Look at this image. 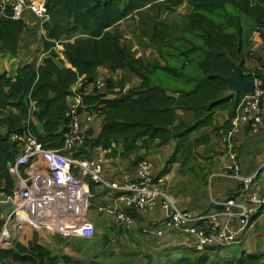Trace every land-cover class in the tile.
Returning a JSON list of instances; mask_svg holds the SVG:
<instances>
[{"label": "trees", "instance_id": "1", "mask_svg": "<svg viewBox=\"0 0 264 264\" xmlns=\"http://www.w3.org/2000/svg\"><path fill=\"white\" fill-rule=\"evenodd\" d=\"M263 4L264 0H46L50 19L42 25L40 58L22 62L13 78L5 72L0 74V131L4 130L0 132V184L5 182V193L10 195L13 189L7 165L18 153L10 136L28 130L44 147L61 149L69 130L67 99L71 96H79L82 106L101 118L97 136L89 128L83 145L73 155L75 159L89 158L96 149L109 158L119 155L126 159L140 150L148 152L171 142L174 149L163 169L158 173L154 169L160 177L169 173L179 156L181 167L195 155L204 158L206 150L199 154L198 146H206L207 139L201 136L192 140V146L191 136L203 129H214L221 131L220 139L231 129V120L242 100L252 92L233 93L229 89L227 79L235 78L236 68L242 70L246 80L261 81L264 89ZM183 5L189 14L177 16L182 19L183 34L176 37L172 34L175 18L171 16H176ZM143 11L151 27L146 34L142 32V20L138 18L136 39L146 38L155 54L146 62L133 58L119 27ZM164 14L167 17L162 20ZM156 15L160 19L156 20ZM253 31L260 54L251 48L249 35ZM27 32V24L11 19L10 8H2L0 1V52L19 56ZM58 42L63 46V60L55 52ZM100 68L112 74L120 71L122 76L117 81L105 80L102 91L93 87L90 94H85V86H95ZM131 79H137L139 84L125 89ZM77 82H82V87L74 93L71 88ZM82 111L81 107L77 112ZM217 113L226 116L219 128ZM195 147L198 149L193 151ZM240 190L236 185L224 197L214 198H234ZM217 209L209 201L202 214ZM222 249L225 250L207 249L203 254L191 250L188 257L159 264H213L214 260V264H264V253H243L234 262L222 261ZM211 256L214 260H210ZM146 260V264L151 263L150 258ZM67 261L42 246L36 235L27 245L13 241L9 248H0V264H80Z\"/></svg>", "mask_w": 264, "mask_h": 264}, {"label": "built area", "instance_id": "2", "mask_svg": "<svg viewBox=\"0 0 264 264\" xmlns=\"http://www.w3.org/2000/svg\"><path fill=\"white\" fill-rule=\"evenodd\" d=\"M0 1L2 8H10L11 19L15 21L23 20L27 10L41 25L50 19L44 2ZM262 11L264 13V4ZM95 85L99 88L103 86L101 83ZM74 98L75 104L67 113L70 118L69 130L64 136L61 150L44 147L28 130L10 138L18 149L14 162L7 165L15 184L12 193L6 195L5 200L13 205V211L0 232V248H8L13 242L9 237L10 227L14 230L26 227L33 232L42 231L65 240L92 238L94 224L87 219L91 198L90 184L118 195L113 206H101L97 209L99 213L114 217L121 226L130 229L133 221L125 213L124 206L137 212H146L158 205L167 227L174 233L189 236L193 249L200 254L208 248L226 249L237 246L240 242L239 232L245 233L251 221L264 213V180L260 183L257 171L240 175L237 155L230 144L233 135L242 127L248 126L253 132L264 129V89L261 81L254 80L252 92L242 100L235 118L231 120V129L225 135L232 163L222 176L240 182V195L225 200H217L210 195V202L218 209L209 214H194L181 208L165 190V176L157 177L147 159L137 163L134 176L124 172L120 178L109 180L104 174L107 160L103 155L93 159H75L65 154L78 150L87 134L80 133L78 127L80 114L77 111L81 107L84 110L85 107L79 96ZM92 116L94 114L90 113L88 117ZM90 120L88 118L89 122ZM38 159L44 164L47 177L40 169H33V164ZM74 172L79 174V178ZM232 223L238 226V230L231 226ZM150 233L151 230L144 229L145 235ZM157 235L160 236L161 232H157Z\"/></svg>", "mask_w": 264, "mask_h": 264}, {"label": "crops", "instance_id": "3", "mask_svg": "<svg viewBox=\"0 0 264 264\" xmlns=\"http://www.w3.org/2000/svg\"><path fill=\"white\" fill-rule=\"evenodd\" d=\"M188 8L183 5L181 6L177 12L176 15H184V14H189L188 13ZM26 16V19H23V21L27 24L28 27V33L30 36L35 37V33H39L40 35H43V29L40 21L29 11L27 10L24 17ZM31 22V23H30ZM256 33L253 31L250 35V41L252 42V49L254 52H258L260 54V44L258 39L256 38ZM5 57H9L10 61L5 60ZM18 56H12L3 52H0V74L1 73H7L9 77L13 78L16 70L19 66H17L14 70H11L8 68V63L9 62H14L18 65H20L21 61L20 59L17 58ZM155 58V54L153 50L148 48L147 50V58ZM32 61L31 57H25L22 62L30 63ZM68 66V65H66ZM119 74L122 76V73L119 72ZM118 74V71L114 74L109 73L107 69L100 68L97 71V76H96V83H101L103 84L102 87H96L93 84L89 86L84 87V92L85 94H90L92 91L93 87H96V89H104L105 88V80L111 78L115 81L118 80V77L120 76ZM137 81L136 84H131L132 82H129L125 86V89L131 87V86H137L139 84V81L137 79H134V81ZM82 87V82H77L74 84L71 88L72 92H76ZM76 99L74 96H71L67 99V108H69L75 104ZM88 109H84L82 113L79 115V132L84 133L89 131V128L93 130L94 135H96L98 131V127L101 125V118H99L98 123L97 119L95 118V115L91 117H88L91 112L87 111ZM88 118H90L91 122L93 119V123L88 121ZM33 124L37 127L38 131L41 132V127L38 125L37 121L32 118L31 119ZM247 128H240L238 132H236L233 135V138L230 141L232 149L235 150L236 155H237V166L240 170V175H247L253 172H258L260 168H262V163L263 157H264V130L262 132H253L251 130H246ZM98 131V132H97ZM1 133H4V130L0 131ZM224 133V135L221 136L219 139V145L220 150L217 151L218 155L209 153V158L207 159V162H205V168L202 172H200L197 176L193 175V179L196 177L198 178L197 181L191 182L190 188H193V191L198 190L199 191V197H195L192 195V193H187L186 191H183L180 189L182 185H175L172 186V188H169V185L174 184L176 175L174 171L170 169L169 173L165 175V186L168 187V189L171 192H174L177 194V197L181 200V203L183 206H187L188 211L197 214V213H204L202 211H205L208 209L209 203L203 204L201 200L204 199V197L210 198V195L212 197L215 196H223V194L228 193L231 191L233 188L236 187V185L240 186V182L236 179H226L222 176V173L230 166L232 163V160L230 158V154L227 149V140L225 139V135L228 133ZM12 136V135H11ZM10 136V138H11ZM97 136V135H96ZM64 144V143H63ZM17 147V146H16ZM63 148V146H62ZM61 148V149H62ZM81 147L78 148V150H73L72 152H65L67 155L73 156L74 153L80 150ZM59 149V150H61ZM173 144L171 142H168L161 148L151 150L150 152H145L143 150H140L136 153H133L126 159H121L119 155L115 158H109L108 154L103 152L100 149L94 150L91 154L92 156L89 158H96L99 155H103L107 162L105 164V169H104V174L106 177L109 178V180H115L121 177V174L124 172H128L131 176L135 175V167L137 163L142 160V159H147L155 169V171L158 173L163 169V166L165 165L166 160L171 156L173 152ZM206 154L207 151L211 152L210 145L205 148ZM120 154L122 152L121 148H119L118 151ZM205 154V155H206ZM168 156V157H167ZM218 159H216V157ZM213 157V158H212ZM88 158V159H89ZM84 159V158H83ZM176 165V164H174ZM40 169L42 174H44L45 177H47V171L45 169L44 164L42 163L41 160H35L33 164V169L36 168ZM176 168V167H175ZM219 171V172H218ZM208 175L207 178H205V182H203L201 176ZM74 175L79 178V174L77 172H74ZM183 176H185V173H183ZM188 176H191L188 174ZM260 178V183L262 180H264V166L261 169V172L259 173ZM12 179H14L12 177ZM217 179L213 183V180ZM184 184V183H183ZM208 185L209 188V194L204 188H206ZM14 186V183H13ZM185 186V184H184ZM178 187V188H177ZM186 188L189 189V187L185 186ZM227 189V190H226ZM89 193H90V207L87 212V219H89L93 224L95 228V233L92 238L90 239H83V238H76L79 240H84L86 243L90 242H101L102 246L104 248H117L118 246L120 249H124L126 251L131 252L135 248H141L142 251L140 253L146 252L145 255L146 258L150 259H155L157 258V254L161 255L163 252H168V251H175L179 250L181 248H187L189 250H194L193 249V243L192 239L189 236L183 235V234H178L174 233L170 228L167 227L165 224L166 222L163 220V212L161 208L156 205L153 209L146 211V212H137L136 210L132 208H127L123 207L125 213L127 210L129 211H134L131 214L126 213L133 221V226L130 229H126L121 224L114 218V217H109L104 214H101L97 211V209L101 206H113L114 205V199L118 196L115 193H109L100 187L96 186L95 184H90L89 185ZM196 201V202H195ZM210 201V199H209ZM180 202V201H179ZM13 207V205H12ZM191 207V208H189ZM93 208L96 209L97 215L93 213ZM186 209V210H187ZM135 216V217H131ZM102 217H106L109 219H105ZM259 218L255 220L254 226L257 224H261V228L256 227L255 229L252 227L250 232L248 233V236H244L245 234L243 232H239L240 240L242 238V241L239 245L241 253L248 255L249 253L255 252L257 248L264 247V233H259L260 230L264 232V213H261ZM232 227L236 228L238 230V226L235 223L231 224ZM149 229L152 231L150 234H144V229ZM161 232V235H157V232ZM37 232H42V231H37ZM36 232V233H37ZM21 233V232H20ZM44 234L50 236V237H55V235H51L49 233ZM21 234H25V231L22 232ZM59 237V236H58ZM65 240L64 238L59 237V241H71L74 242V240ZM40 243V242H39ZM41 244V243H40ZM75 244V243H74ZM42 245V244H41ZM43 246V245H42ZM50 246V245H49ZM46 248V247H45ZM54 246H50V249H52ZM87 248L89 251H87V259L90 256V249L88 247H84L82 250ZM132 248V250H131ZM246 248V249H245ZM59 250V246L57 247ZM119 249V250H120ZM263 253V252H261ZM144 254L139 255V258L142 259ZM64 255V254H63ZM69 257L68 255H65ZM222 256H230V255H223ZM72 259V258H71ZM72 261H77L75 259H72ZM124 263L127 264V260L124 258L123 259ZM147 261V260H146ZM80 263V262H79Z\"/></svg>", "mask_w": 264, "mask_h": 264}, {"label": "rangeland", "instance_id": "4", "mask_svg": "<svg viewBox=\"0 0 264 264\" xmlns=\"http://www.w3.org/2000/svg\"><path fill=\"white\" fill-rule=\"evenodd\" d=\"M27 1L28 2H35L36 1V2H44L45 3L46 0H27ZM164 1L165 0H160V2H164ZM143 12L144 13H142L140 15H137V14L134 15V17L130 20L123 21L119 27L121 28V30L123 32V38L124 39L122 38V41L124 43H126L128 45L129 50L131 52H133L132 53L133 58H135L137 60L141 59L142 61L146 62L147 50H148V48L151 49V47H150L149 43L146 44V38L144 41H142L141 38L138 40L136 39L138 35H137V28H136L137 26L135 24V22L137 23V19L139 18V21L142 20L141 31L146 34V31L150 29L151 23H149L148 20H146V15H145L146 11H143ZM166 15L167 14L162 15L161 19L163 20V18L167 17ZM177 16H179V15L174 16V14H173L171 16V17L175 18L174 22L176 23V26H173L172 34L176 37L183 34L181 31L182 19L177 18ZM154 18L156 20L160 19L158 17V15H156V17H154ZM23 19H26V16ZM146 21H147V25H146ZM35 36H36V38L30 36V34L28 32L24 33L23 43L21 44V51H20L19 56L17 57L18 59H20V61H21L20 63H22L23 59L26 56L31 57L32 60H36V59L38 60L40 58V55H41L40 53L42 51V45L39 42V37H40L39 33L36 32ZM62 50H63L62 43H59V42L56 43L55 52L57 53V57L59 56V58L61 60H63ZM151 50H153V49H151ZM4 59L7 61H10L9 57H5ZM66 65H68V64H66ZM66 65H65V67H68V68L70 67V65H68V66H66ZM17 66H19V65L14 63V62L8 63V68H10L11 70H14ZM119 72L120 71H118V74H119ZM120 78H121V75L118 77V80ZM130 82H132L131 84L137 83V81L136 80L134 81V79H131ZM104 84L106 87L105 82H104ZM96 90L102 91L103 89H101V90L96 89ZM29 114H32V112H29ZM97 118H98L97 119V123H98V120L100 117H97ZM188 118L189 117H187V119ZM215 118H216V126L219 128L220 126H222L226 116L223 113H217ZM99 129H100V127H98V131H99ZM248 130H250V129H248ZM220 133H221V131H219V130L215 132L214 129H203L201 131H197L196 133H194L191 136L190 144H192V146L194 144L192 142V140L200 138L201 136L206 138L207 142H208L206 146L201 147V145H199L198 146L199 149L195 147L194 150L192 149L193 151L198 149V153L202 154V150L207 148L210 145L211 152L207 151V154L203 155L204 158H200L201 155L193 156L192 158H190V161L188 162V164H186L185 167L180 166L181 161H182V159H181L182 157L179 156V161H177V163H175L176 165H172L170 167V169L172 171L174 169H176L174 171V173L176 175V179H175L174 184L172 183V185H169V188H172V186H175V185L176 186L182 185L180 187L181 190L186 191L187 193H192V195L195 197H199V191L198 190L193 191V188H190L191 182L198 180L197 177L195 179H193L192 176L193 175L197 176L200 172H202L204 170L205 162H207V159L210 157L209 153H211V156H212V154L218 155L217 151L220 150V147L217 144L219 143V134ZM148 152H150V151H148ZM218 157L219 156H217L216 159H218ZM262 165H263V163H262ZM183 173H185V176H183ZM188 174H190L191 176H188ZM205 176H206V174L204 176H201V178H200L203 180V182H205ZM215 181H217V179H214L213 183ZM13 183L15 184L14 181H13ZM183 183L185 184V186L189 187V189L186 188ZM206 186L207 187L204 188V190H206L208 192L209 191L208 185H206ZM4 190L7 191L6 184H5V182H1V184H0V232L7 222L8 215L13 211L12 204L5 200V197L7 194L5 193L6 191H4ZM165 190L176 200L177 204L181 208H183V209L188 208L187 206L182 205V203H181L182 199H179L177 197L176 193L171 192L168 189V187H166V186H165ZM10 192L12 193V189ZM208 194H209V192H208ZM209 199L210 198L204 197V199L201 201L203 204H205V203H209ZM189 208H191V207H189ZM93 209H94L93 213L97 215L98 213H97L96 209L95 208H93ZM102 218L109 219L106 217H102ZM258 218L259 217L255 218V219H253V221H251L250 226L248 227V229L244 233L245 234L244 236L249 235L248 233L250 232L252 227L254 229L256 227H259V228L262 227L261 224H258V225L256 224L254 226L255 220ZM12 225H14V224H12ZM24 231H25V234H21ZM259 233L263 234L264 232L262 230H260ZM10 234H9V237L11 236L10 237L11 241H15V242L21 243L23 245H27L28 242L32 240V237L34 235H36L39 242L44 247L50 249V246H54V248L52 249V252L54 254H57L59 256L62 255V257L68 258L67 263H70V261H72V259H75V260H78L80 262V264H125L123 261V259L125 258L127 260L128 264H146V256H148V255H145L146 252H145V254L140 253L142 251L141 248H135L134 250H132V248H131L132 251L129 252V251H126L124 249H120L119 246L117 248H112V247L104 248L102 246L101 242H94V243L90 242L87 244L86 241L79 240V239L74 240V242H71V241H66V242L61 241L60 242L58 236L50 237V236L44 234L43 232H37L36 233V232L31 231L30 229H27L26 227H22L21 229L16 228L15 230L10 227ZM263 237H264V235H263ZM241 241H242V238H241L239 244L241 243ZM58 246H59V250L57 249ZM84 247H88L90 249V256H92V257H88V259H87V251H89V250L87 248L82 250ZM208 249H211V248H208ZM240 249H241L240 246H232L230 248H226L225 250L222 249L221 251H219V256L221 255L222 261H225L228 259V260L234 262L242 256ZM261 252L264 253V247L262 248L259 246V248H257L256 251L252 252V253H261ZM252 253H249V254H252ZM141 254H144V256H141V257H143L142 259L139 258V255H141ZM222 254L223 255H230V256L229 257L228 256L223 257ZM245 254H246V252H245ZM65 255H68L69 257H67ZM157 255H158L157 258L150 259L149 262H151L153 264H159L160 262L172 261V260H175V259L180 258V257H185V256L188 257L191 255V250H189L187 248H181L179 250L163 252L161 255H159V254H157ZM210 260H214V257L211 256ZM216 261L217 260H214L213 264ZM64 264H66V263H64Z\"/></svg>", "mask_w": 264, "mask_h": 264}, {"label": "water", "instance_id": "5", "mask_svg": "<svg viewBox=\"0 0 264 264\" xmlns=\"http://www.w3.org/2000/svg\"><path fill=\"white\" fill-rule=\"evenodd\" d=\"M236 71L237 72H236L234 79H232V78L227 79L229 89L233 93L253 90L254 81L253 80H246L244 78V73L242 72V70L239 67L236 68Z\"/></svg>", "mask_w": 264, "mask_h": 264}]
</instances>
